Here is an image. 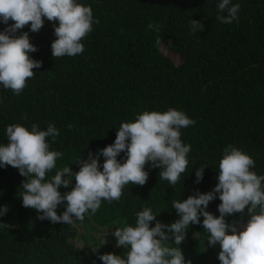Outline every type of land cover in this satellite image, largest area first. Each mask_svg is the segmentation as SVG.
Masks as SVG:
<instances>
[{
    "label": "trees",
    "instance_id": "obj_1",
    "mask_svg": "<svg viewBox=\"0 0 264 264\" xmlns=\"http://www.w3.org/2000/svg\"><path fill=\"white\" fill-rule=\"evenodd\" d=\"M76 2L91 6L94 21H99L82 39L81 54L52 56L54 22L46 18L39 32H31L30 23L19 30L29 32L38 49L30 57L42 66L33 69L19 95L0 86V145L8 143L9 125L30 130L35 123L46 130L53 124L60 135L54 142L46 140L50 150L63 156L46 173L48 181L65 166L78 172L77 161L113 144L123 122H134L144 111L176 108L195 120L181 129L182 142L191 146L189 164L175 186L160 180V168L147 164L145 185L127 184L119 201L102 200L95 214L89 211L83 221L74 218L72 224L41 221L22 203L27 177L10 165L0 166V210L8 206L0 216V264H103L99 255L124 256L128 249L118 248L112 233L99 254L93 253L90 247L105 242L96 233L102 227L134 226L136 213L144 207L157 215L151 227L157 220L175 222L179 216L172 201L212 191L229 144L250 155L255 161L251 170L264 175V0H231L241 6L231 24L216 19L220 0ZM191 19L202 22L203 31L190 34ZM9 25L0 22V31ZM125 157L121 152L117 159L123 163ZM99 159L102 171L105 158ZM204 166L203 180L196 183V169ZM74 185L73 177L70 187ZM59 191L68 192L63 186ZM220 203L217 194L206 210L219 217ZM203 219L189 225L179 247L192 264H221L220 246H208ZM225 219L243 225L248 217L236 213ZM169 246H175L174 240Z\"/></svg>",
    "mask_w": 264,
    "mask_h": 264
},
{
    "label": "clouds",
    "instance_id": "obj_2",
    "mask_svg": "<svg viewBox=\"0 0 264 264\" xmlns=\"http://www.w3.org/2000/svg\"><path fill=\"white\" fill-rule=\"evenodd\" d=\"M240 7L231 0H220L216 19L231 24L238 20ZM45 18L54 22L56 39L51 44L54 58L83 53L82 39L92 31L93 23L99 22L94 21L91 6L76 0H0V22L5 25L14 22L0 31V86L16 95L34 76L33 69L42 66V61L30 57V53L38 49L30 42L29 32L18 34L19 30L30 23V31L39 32ZM203 28L202 22L190 20V34L195 35ZM194 124L195 120L176 108L163 113L144 111L134 122L120 125L113 144L77 161L78 172L65 166L48 181L46 173L56 167L63 153L50 150L46 138L51 137L54 142L60 135L58 129L53 124L46 130L35 123L30 130L21 124H12L6 129L8 143L0 145V166L10 165L27 177L21 186L22 203L34 209L41 221L72 224L73 218L83 221L89 211L95 214L102 200L119 201L127 184L145 185L149 179L145 166L149 163L152 168L161 169L160 180L175 186L188 167L187 156L191 151V146L181 140V129ZM121 152L126 153L123 163L117 159ZM100 156L105 158L102 171ZM206 167L196 169V183L203 180ZM254 167L255 161L250 155L227 145L219 162L218 183L212 191H197L186 200H173L172 208L179 219L170 224L157 220L151 227L157 215L151 208L144 207L136 213L134 226L126 224L112 232L116 246L128 249L124 256L105 253L99 255V259L103 264H192L179 245L185 240L189 225L200 224L203 216V228L209 233L208 246L219 244L221 264H264V175H257L251 170ZM73 177L74 187L62 194L59 189L61 186L69 188ZM217 194L221 201L219 217L206 210ZM61 204H65V211L58 214ZM7 211L8 206H3L0 216ZM236 213L247 216V223L226 221V216ZM172 240L175 246H169ZM104 244L106 241L90 248L99 254Z\"/></svg>",
    "mask_w": 264,
    "mask_h": 264
},
{
    "label": "rangeland",
    "instance_id": "obj_3",
    "mask_svg": "<svg viewBox=\"0 0 264 264\" xmlns=\"http://www.w3.org/2000/svg\"><path fill=\"white\" fill-rule=\"evenodd\" d=\"M65 191H70L71 190V187L69 188H64ZM66 204V203H65ZM65 204H61L58 206L57 208V212L58 214H63V212L65 211ZM73 221H74V218H73ZM115 230V229H114ZM113 229L111 228H101L97 233L96 235H100V234H103L104 235V241H110V238H109V235L114 231Z\"/></svg>",
    "mask_w": 264,
    "mask_h": 264
}]
</instances>
